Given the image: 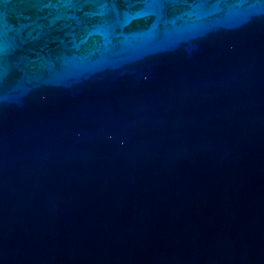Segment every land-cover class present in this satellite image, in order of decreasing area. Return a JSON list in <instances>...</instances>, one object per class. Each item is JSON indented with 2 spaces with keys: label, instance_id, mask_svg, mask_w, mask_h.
<instances>
[{
  "label": "water",
  "instance_id": "95a60500",
  "mask_svg": "<svg viewBox=\"0 0 264 264\" xmlns=\"http://www.w3.org/2000/svg\"><path fill=\"white\" fill-rule=\"evenodd\" d=\"M0 264H264V0H0Z\"/></svg>",
  "mask_w": 264,
  "mask_h": 264
}]
</instances>
